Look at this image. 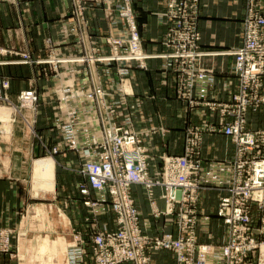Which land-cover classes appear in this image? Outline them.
<instances>
[{"label": "built area", "instance_id": "obj_1", "mask_svg": "<svg viewBox=\"0 0 264 264\" xmlns=\"http://www.w3.org/2000/svg\"><path fill=\"white\" fill-rule=\"evenodd\" d=\"M259 1L246 0L241 44L222 51L234 57L229 74L236 87L224 86L227 100L213 92V68L201 66L204 56L217 52L201 47L200 0H168L158 14L166 25L165 51L156 54L143 48L131 0H69L62 42L47 37L46 58L24 56L25 62L46 65L52 84L21 90L16 106L9 100V78L0 75V101L12 104L45 154L76 156V164L64 167L82 180L77 189L84 220L95 231L89 240L80 232L73 235L65 250L67 264H151L161 250L172 255L174 264H264V125L251 128L248 120L250 113L264 112ZM96 5L108 20L103 34L90 23L89 10ZM152 58L163 60L161 73L170 76L175 97L207 119L184 127L180 154L158 150L153 134L162 135L164 128L150 123L152 117L144 115L132 91L131 70H146ZM40 106L51 112L53 145L36 129ZM22 108L30 110L32 120ZM209 133L228 137L232 156L205 159L201 146ZM133 185L142 189L146 216ZM207 190L218 194L213 214L200 207ZM107 215L113 216V228L99 224ZM170 225L174 231L166 230ZM18 235L17 226H0V256L15 255Z\"/></svg>", "mask_w": 264, "mask_h": 264}, {"label": "crops", "instance_id": "obj_2", "mask_svg": "<svg viewBox=\"0 0 264 264\" xmlns=\"http://www.w3.org/2000/svg\"><path fill=\"white\" fill-rule=\"evenodd\" d=\"M131 2L143 48L155 54L165 51L161 39L166 25L159 21L158 14L166 9L168 0H131ZM245 8L246 0H200L198 22L201 47L206 51L217 52L204 56L201 66L213 68L215 72L213 92L220 100L228 99V92L224 90V86L229 84L230 90L236 87L235 76L229 74L234 57L222 51L230 50L241 44ZM257 8L264 13V0L257 2ZM68 10L69 0H0V75L9 78L8 94L12 98L16 99L21 90L31 86L40 89L44 85L52 84L51 78L45 74L47 66L31 61L25 62L24 56L32 61L46 58L48 56L45 43L47 37L62 42L60 29L66 25ZM89 13L94 32L96 34L105 33L108 20L103 8L96 5L89 10ZM162 64L161 58H152L147 61L146 70L135 69L131 76L132 88L142 101L144 115L151 116L153 124L163 127L166 131L164 136L156 135L155 137L158 150L162 152L168 147L169 151H175L172 153L176 151L181 153V146H178V149L172 148L171 143L176 145L175 136L177 134L174 131L179 129L181 135V130L186 125L200 124L207 119L202 117L200 109L190 111L183 101L175 97L174 88L168 79L170 76L166 77L161 73ZM21 112L26 117L32 118L30 110L22 108ZM50 114L48 109L40 106L36 115V129L45 142L53 145L57 137L51 126ZM213 120L214 116H212ZM248 120L251 128L262 127L264 112L261 110L250 113ZM2 126L0 124V226H17L19 235L14 240L15 255L13 257L3 255L0 259H4V264H15L19 260L20 241L23 239L20 237L22 211L28 206L27 202L32 197L24 196L20 192L19 185L29 173H32L34 193L53 191L49 198H56L55 164L47 163L43 161L46 159L41 158L39 162L33 160L30 166L32 153L37 152L42 155L45 152L39 139L34 136L23 119L22 122L12 123L7 133L3 131ZM201 149L205 159L219 160L232 156L234 144L222 134L209 133L203 136ZM54 159L61 165V169L73 174V181L68 179L71 182L69 191L66 196L59 197L57 203L60 204L62 213L68 218L71 232L72 230L80 232L85 240H89L88 230L91 227L84 220L86 208L77 189L80 177L64 167L71 163L76 164V156L68 152L64 155H56ZM35 164H37L36 167ZM46 171L54 172L49 175L52 181L43 176L48 174ZM66 180L65 177L62 179L61 189L65 188V184L67 185ZM132 192L146 216L149 208L142 189L133 185ZM158 194L159 191L156 190V195ZM217 195L214 190H207L202 194L199 203L203 211L214 213ZM100 223H106L109 228H113V216L100 217ZM166 230L174 231V227L167 226ZM151 264H174V259L169 252L161 250L153 255Z\"/></svg>", "mask_w": 264, "mask_h": 264}, {"label": "rangeland", "instance_id": "obj_3", "mask_svg": "<svg viewBox=\"0 0 264 264\" xmlns=\"http://www.w3.org/2000/svg\"><path fill=\"white\" fill-rule=\"evenodd\" d=\"M135 69L136 68L131 70L129 74L131 87H132L131 76H132V72ZM140 70H144V69H140ZM132 91L134 92L133 88ZM135 96L137 95L135 94ZM9 100L12 104L16 106L18 105L17 98L16 99L12 98L9 95ZM12 104H7L5 102L0 101V106H5L7 108L12 109L14 122H20V121L22 122L21 116L13 110ZM9 112L10 111H8V113ZM29 120H32V118H30ZM150 123L154 125L152 120ZM0 124L3 125L2 127L6 126L5 122H2L1 120H0ZM183 129L181 130L182 132L181 135L179 129L174 131V133L176 132L177 134V136H175L176 145L174 146L173 143H171L172 148L178 149V146L181 147L183 146ZM165 132L166 131L164 129V131L161 132V134L164 136ZM156 135L158 134L157 133L153 134L154 141ZM166 149L163 152L171 154L174 151V150L169 151L168 147ZM172 154H180V153L176 151V153H172ZM47 156L49 155L47 154L41 155L37 152L32 153L29 162L30 166L33 160L38 161L41 158L46 159ZM72 175L73 174L69 173L68 171L66 172V170L61 169V165H59L55 161L54 186H55L56 198H49L52 196L53 191L34 193V190L32 188V173H29L26 179L22 181V183L19 185L20 192L24 196H32V197L27 202L28 206L24 208V210L22 211L23 216L21 217V221H20L21 222L20 237H23V239H21L20 241L19 260H17L15 264H18L19 262H21V264H67L66 255L64 254V251L67 248L66 244H68L70 241L73 240V235L77 231L74 232L72 230L71 232V229L69 228L70 225L68 218L67 216H65L64 213H62L61 206L57 202L59 200V197L63 195L66 196L67 192L69 191L70 183L73 181ZM64 177L65 179H67L66 180L67 185L65 184V188L61 189L60 184ZM68 179H70L71 182ZM50 180L52 181V179ZM80 181L82 180L79 179L78 183ZM215 226L216 225L214 224L213 225L214 230L216 229ZM88 231L90 234H92L95 231V229L91 227ZM43 239H46V241H43ZM62 254L64 255L63 257ZM4 263H5L4 259H0V264H4Z\"/></svg>", "mask_w": 264, "mask_h": 264}, {"label": "bare ground", "instance_id": "obj_4", "mask_svg": "<svg viewBox=\"0 0 264 264\" xmlns=\"http://www.w3.org/2000/svg\"><path fill=\"white\" fill-rule=\"evenodd\" d=\"M13 110H15L13 108ZM8 111H10L8 113ZM12 109L11 108H7L5 106H0V120L2 122H5V125L8 127H2L3 130L5 131H10L9 129H11V124L13 122V113H12ZM43 161H46L47 163H52L53 165L55 164V160L52 158V157H46V160H43ZM39 162V161H38ZM35 167H36V164H35ZM54 169H55V165H54ZM36 170V168H35ZM48 172V174L46 173ZM43 176L46 177L47 179H50V176L49 175H52L54 172H50V171H46ZM157 204L159 207H162L163 206V202L161 200H158L157 201Z\"/></svg>", "mask_w": 264, "mask_h": 264}]
</instances>
